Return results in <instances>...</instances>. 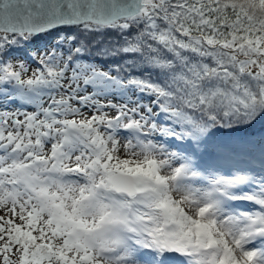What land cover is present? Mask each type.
<instances>
[{"label": "snow or ice", "instance_id": "snow-or-ice-1", "mask_svg": "<svg viewBox=\"0 0 264 264\" xmlns=\"http://www.w3.org/2000/svg\"><path fill=\"white\" fill-rule=\"evenodd\" d=\"M257 125L264 0H0V264H264Z\"/></svg>", "mask_w": 264, "mask_h": 264}, {"label": "trees", "instance_id": "trees-1", "mask_svg": "<svg viewBox=\"0 0 264 264\" xmlns=\"http://www.w3.org/2000/svg\"><path fill=\"white\" fill-rule=\"evenodd\" d=\"M98 39L102 40L105 44H107V42L109 40H116L118 39V37L115 36V34H106L104 35L103 37H98ZM21 53H14L13 55H17V56H20ZM261 127H264V125H257V128H261Z\"/></svg>", "mask_w": 264, "mask_h": 264}, {"label": "rangeland", "instance_id": "rangeland-1", "mask_svg": "<svg viewBox=\"0 0 264 264\" xmlns=\"http://www.w3.org/2000/svg\"><path fill=\"white\" fill-rule=\"evenodd\" d=\"M38 45L42 47V46H43V42H38ZM15 56H17V55H14V57H15ZM19 57H20V58H24L22 53L20 54ZM227 168H228V165H227V163H225V165L222 167L221 170H222L223 172H226V171H227Z\"/></svg>", "mask_w": 264, "mask_h": 264}, {"label": "bare ground", "instance_id": "bare-ground-1", "mask_svg": "<svg viewBox=\"0 0 264 264\" xmlns=\"http://www.w3.org/2000/svg\"><path fill=\"white\" fill-rule=\"evenodd\" d=\"M224 165H225V164H224ZM224 165H223V166H224Z\"/></svg>", "mask_w": 264, "mask_h": 264}]
</instances>
